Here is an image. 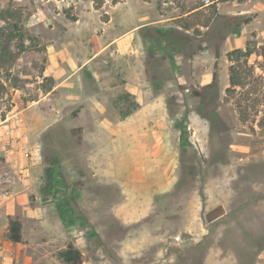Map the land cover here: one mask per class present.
Listing matches in <instances>:
<instances>
[{
  "label": "rangeland",
  "instance_id": "obj_1",
  "mask_svg": "<svg viewBox=\"0 0 264 264\" xmlns=\"http://www.w3.org/2000/svg\"><path fill=\"white\" fill-rule=\"evenodd\" d=\"M0 9V264H264V0Z\"/></svg>",
  "mask_w": 264,
  "mask_h": 264
},
{
  "label": "trees",
  "instance_id": "obj_2",
  "mask_svg": "<svg viewBox=\"0 0 264 264\" xmlns=\"http://www.w3.org/2000/svg\"><path fill=\"white\" fill-rule=\"evenodd\" d=\"M4 12H6L3 9H0V20L1 18L4 19L3 15ZM14 26V31H10L9 32V36L8 37H15L18 38L20 41V48L23 50L25 47V34L22 32V30L20 29V27L18 26L17 23L13 24ZM0 32H2L0 30ZM3 34V33H1ZM93 47L95 49V51H99L100 50V45L97 41L93 42ZM239 54L242 53L241 49H235L233 50L230 54ZM232 76H231V84L235 85L237 84L236 80H235V73H234V65H232ZM217 75H214V78L216 79ZM214 79V80H215ZM77 132V135L79 137L80 140H82L83 138V128L79 127L75 130ZM56 191H54L55 193ZM224 215V208L222 205L212 209L211 211H209L207 213V219L209 221H214L217 218L221 217ZM9 238L10 240H12L13 242H21L23 240V223L20 219L18 218H14V217H10V226H9ZM60 256L62 257L63 261L66 264H83L84 263V254L82 253V251L77 248L73 243H69L65 249H63L60 252Z\"/></svg>",
  "mask_w": 264,
  "mask_h": 264
},
{
  "label": "crops",
  "instance_id": "obj_3",
  "mask_svg": "<svg viewBox=\"0 0 264 264\" xmlns=\"http://www.w3.org/2000/svg\"><path fill=\"white\" fill-rule=\"evenodd\" d=\"M100 49H101V47H100ZM100 51V50H99ZM96 52H98V51H96Z\"/></svg>",
  "mask_w": 264,
  "mask_h": 264
}]
</instances>
